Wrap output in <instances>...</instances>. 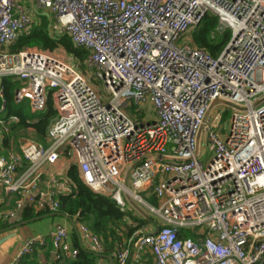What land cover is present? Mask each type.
Segmentation results:
<instances>
[{
    "label": "built area",
    "instance_id": "built-area-1",
    "mask_svg": "<svg viewBox=\"0 0 264 264\" xmlns=\"http://www.w3.org/2000/svg\"><path fill=\"white\" fill-rule=\"evenodd\" d=\"M21 1L0 0V80L18 81L14 102L27 101L34 114L51 97L56 117L44 144L25 140L18 153L0 154V186L15 195L0 220L25 205L57 213L59 176L44 189L40 182L45 165L67 156L91 192L123 213L129 204L146 220L158 217L156 234L117 244L114 264L147 256L154 264H264V0H29L53 20L54 34L88 51L84 65L102 92L48 49L8 50L35 24ZM208 14L231 33L217 57L185 39ZM142 103L154 117L138 118L132 107ZM217 105L230 109L225 134L221 116L210 117ZM4 107L0 83V114ZM18 121L0 118V142ZM76 231L104 251L85 224ZM51 238L57 259L76 257L65 226ZM45 244L26 240L12 264Z\"/></svg>",
    "mask_w": 264,
    "mask_h": 264
},
{
    "label": "trees",
    "instance_id": "trees-1",
    "mask_svg": "<svg viewBox=\"0 0 264 264\" xmlns=\"http://www.w3.org/2000/svg\"><path fill=\"white\" fill-rule=\"evenodd\" d=\"M40 21L27 32L21 34L17 40L9 46L11 52H17L24 48L48 49L62 48L81 68L88 57V51L76 47L67 35L51 34L48 29V21L40 16ZM218 19L212 14H208L190 34V42L205 50L209 55L217 57L231 38L229 30H218ZM3 87L4 110L0 118H7L11 115L18 117L19 121L11 125V130L33 128L34 139L43 143L51 123L56 117L51 97L48 99V106L40 115H33L29 109V104L24 101L15 104L13 95L19 82L13 78L4 77L1 79ZM68 178L74 185L71 194L59 196L58 214L67 215L70 218H77L80 223L85 224L90 231L97 235L101 241L115 247L123 238L129 239L145 223L146 219L136 227L127 224L126 216L119 210L115 202L105 196L91 192L80 180L77 169L72 166L68 172ZM155 202L154 198L152 199ZM156 203V202H155ZM29 218H36L47 213L35 212L27 209ZM50 214V213H49ZM5 228V224L0 220V231ZM121 234V236H120ZM94 254L87 253L83 249L78 250V254L69 264H94Z\"/></svg>",
    "mask_w": 264,
    "mask_h": 264
},
{
    "label": "crops",
    "instance_id": "crops-1",
    "mask_svg": "<svg viewBox=\"0 0 264 264\" xmlns=\"http://www.w3.org/2000/svg\"><path fill=\"white\" fill-rule=\"evenodd\" d=\"M32 114L40 115L42 113ZM34 137L35 132L33 128L29 127L26 129L13 131L11 130L10 126L9 133L5 135L0 142V154L7 155L10 152L18 153L20 151L22 142L25 140L36 141ZM71 167V159H68L67 156H61L54 165H45L43 167L40 188L44 189L51 176L57 175L59 176L60 180V184L57 187L59 196L71 194L74 190V185L68 178V172ZM14 202L15 195L6 193L0 186V212L12 210L14 208ZM27 209L35 211L30 206L25 205L24 208L20 210L13 218L3 221L5 228L0 231V264H12L21 245L26 240L37 236L44 237L46 244L42 247H39L31 255L24 257L19 264H69L74 258H67L64 255L61 257V259L56 258L57 253L53 248L51 238V234L53 233L56 225H63L67 228L69 232L68 245L70 249L77 251L79 249H83L87 253L94 254V264H114V256L117 245L115 247H111L108 245V243L102 241L104 251L101 254L95 253L88 236L82 235L75 231L74 226L76 228V226L80 224L77 218H70V221L66 217L55 215L63 219L62 221H58V219L53 218L55 216H48L49 214L43 215L38 219L29 218L28 213L25 212ZM145 224V232H154L155 228L153 224L150 223V219H147ZM122 240L125 241L126 238H123ZM1 257H3L2 260ZM144 264L154 263L152 258L147 256L144 259Z\"/></svg>",
    "mask_w": 264,
    "mask_h": 264
},
{
    "label": "rangeland",
    "instance_id": "rangeland-1",
    "mask_svg": "<svg viewBox=\"0 0 264 264\" xmlns=\"http://www.w3.org/2000/svg\"><path fill=\"white\" fill-rule=\"evenodd\" d=\"M32 1V0H31ZM24 5L30 7L31 9V14L32 15V18L33 20H35L36 22H39L40 21V16H42L43 18H46V20L48 21V29L50 30L51 34H54V27H53V20L50 19V17L48 16L47 12L46 11H43V10H39V9H36V7L32 4H30L29 0H22L21 1ZM192 32V31H191ZM191 32L185 36V39L189 40L190 41V34ZM10 50V49H8ZM57 58L63 60V61H68V62H71V63H75L77 66L78 64L69 56L66 54V52L62 49V48H56L55 50L51 51ZM78 68L81 70V72L85 73L89 80H90V83L95 86L96 88H98V90L100 92H102V87L100 85V83L98 81H96L95 79H93L92 77V72L91 71H88L84 66H81V68L78 66ZM0 83H1V80H0ZM134 109V111H138L140 116H138V118H148V117H154L155 115V110L154 108L148 104V103H142L141 105L139 106H136V107H132ZM131 110V107L129 108ZM216 114H219L221 116V125H220V129L223 130V134L226 133V131L228 130V118L230 117V109L228 107H226L225 105H217L215 107L212 108V110L210 111V117L213 118ZM129 115L133 116L135 115L134 112H131L129 111ZM224 137V136H223ZM210 157V154L208 153L207 149H205V147L203 145H201L200 147V160L203 164H205L207 162V160L209 159ZM153 198L150 197V196H146V200L148 201V203H150L151 205L155 206V202L153 203ZM141 209L142 211H145L146 210L143 208H139ZM125 216H126V219H127V224L128 226L130 227H136L137 225H139L141 223V220H144L145 217L144 215H141L140 213H137V211L133 210L132 207L129 206V204L126 205V210H125ZM149 216V219H150V223L151 222H157L159 221L158 220V217L156 215H152V214H148ZM55 219H58V221H62L63 219H61L60 217H53ZM146 224L144 223V225L139 229L137 230L133 236H136L138 235L139 233H142L144 232L145 230V226ZM3 259V257H1V260Z\"/></svg>",
    "mask_w": 264,
    "mask_h": 264
},
{
    "label": "water",
    "instance_id": "water-1",
    "mask_svg": "<svg viewBox=\"0 0 264 264\" xmlns=\"http://www.w3.org/2000/svg\"><path fill=\"white\" fill-rule=\"evenodd\" d=\"M223 29V28H222ZM219 102H215L214 103V105L215 104H218ZM227 105V104H226ZM229 106V105H228ZM55 215H61V216H63V217H66L68 220H70L71 221V219H70V217H68L67 215H64V214H58V213H51V214H49L48 216H55ZM38 218H40V217H37V218H35V219H38ZM34 219V220H35ZM74 229H75V231H76V228H75V226H74ZM158 227H156L155 228V230H154V232H153V234H156L157 232H158Z\"/></svg>",
    "mask_w": 264,
    "mask_h": 264
}]
</instances>
